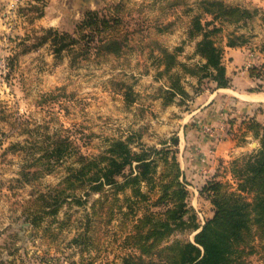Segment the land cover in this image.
<instances>
[{
	"label": "rangeland",
	"instance_id": "obj_1",
	"mask_svg": "<svg viewBox=\"0 0 264 264\" xmlns=\"http://www.w3.org/2000/svg\"><path fill=\"white\" fill-rule=\"evenodd\" d=\"M45 1L23 0L5 38H0V264H122L125 257L139 254L127 240L138 220L161 209L147 206L129 186L103 184L94 190L79 181L70 186L66 181L70 167L78 166V156H99L114 141L126 142L136 153L167 148L178 162V120L189 113L191 101L205 97L214 84L200 78L204 70H185L205 62L196 43L207 32L222 50L230 38H236L235 42L264 54V0H80L78 13L71 8L51 28L77 36L76 26L88 10L112 19L113 27L103 33L85 31L91 35L85 39L86 49L80 41L59 56L49 42L33 46L50 28L34 20L36 8ZM213 1L254 14L228 23L206 12L215 6ZM197 22L202 29L197 30ZM17 27H25L21 37ZM105 36L119 38L122 50H97ZM166 52L185 67L175 64L164 72ZM174 72L186 94L167 101L165 90ZM254 73L264 77V70ZM260 87L254 83L249 89ZM253 122L264 126V105L243 113H235L232 106L224 130L236 149L218 161L219 176L194 181L183 177L179 165L186 189L192 191L197 185L200 191L202 199L194 210L199 225L210 218V209L213 215L210 192H202L211 179L237 190L231 162L260 146V137L254 134L263 130ZM203 129L209 131L207 126ZM56 139L69 143L70 154L57 161L40 158ZM161 170L162 165L157 175ZM35 171L38 174L33 176ZM140 189L151 200L158 195L157 188L149 190L144 182ZM42 194H46V212L41 209ZM56 199L51 207L56 210L48 212ZM195 233L177 230L166 243L193 241ZM252 244L247 263L264 264L259 240L254 238Z\"/></svg>",
	"mask_w": 264,
	"mask_h": 264
},
{
	"label": "trees",
	"instance_id": "obj_2",
	"mask_svg": "<svg viewBox=\"0 0 264 264\" xmlns=\"http://www.w3.org/2000/svg\"><path fill=\"white\" fill-rule=\"evenodd\" d=\"M211 3L215 6L206 8V12L228 23L241 21L254 14L247 8L228 6L220 1ZM36 9L40 16L42 8ZM110 21L113 20L99 17L97 11L88 10L76 26L77 36L50 27L44 30L45 34L39 36L33 46L49 42L57 56L80 41L86 49L89 42L85 39L91 37L88 32L108 31L113 27ZM200 29L202 28L197 22V30ZM87 30L88 32H85ZM235 39L230 38L227 45L236 46L242 43L235 42ZM196 46L198 53L205 60L204 64L197 68L185 67L176 61L173 53L166 52L168 60L165 62L164 72H169L175 64L194 73L204 70L200 78H209L216 87H227L229 78L221 61L222 48L214 44L207 32H202V38ZM96 49L117 53L122 50V42L114 36H105L99 39ZM256 70L260 71L257 67L250 68V75L262 76L255 74ZM169 76L172 83L165 90L167 101H171L176 94H186L180 84L179 74L174 72ZM253 123L263 130L261 135L258 132L254 134L260 137V146L231 162L230 171L237 180V190L231 189L228 182L214 179L203 187L202 192H210L213 215L202 225L196 222V214L188 204V190L180 179L181 171L176 155L172 152L169 155L167 148H148L136 153L128 148L126 142L114 141L99 156H78V166L70 167L66 181L70 186L78 181L88 183L94 190L100 189L103 184H110L118 189L129 186L134 195L144 200L147 206L161 209L149 211L138 220L134 232L127 240L137 248L139 254L125 257L122 264H248L245 256L254 251V238L259 240V248L264 258V126ZM70 151L69 143L56 139L53 140L52 147H47L40 158H52L57 161L65 154H70ZM46 164V169H49V160ZM160 165L162 170L157 175ZM127 169L129 172H126ZM134 169L137 171L135 174L132 173ZM37 174L36 171L32 173L33 176ZM141 182H144L149 190L157 188L158 195L154 200L141 192ZM248 194L250 198L245 196ZM45 196L46 194H42L43 212H46ZM55 196L57 198L58 194ZM57 201L56 199L49 205L48 212L54 213L56 206L52 209L51 207ZM177 230L196 232L193 241L166 243L168 237Z\"/></svg>",
	"mask_w": 264,
	"mask_h": 264
},
{
	"label": "crops",
	"instance_id": "obj_3",
	"mask_svg": "<svg viewBox=\"0 0 264 264\" xmlns=\"http://www.w3.org/2000/svg\"><path fill=\"white\" fill-rule=\"evenodd\" d=\"M8 4L9 0H0V38H5L6 31L10 29L6 21ZM81 6L80 0H46L41 7L42 14L34 20L43 27H56L61 14L65 15L71 8L78 13ZM61 8H63L62 13H60ZM24 28L15 29L18 30L19 37ZM221 60L225 74L229 78V85L216 87L211 83L212 88L205 97L200 96L191 101L189 113L178 120L180 123L176 133L180 144L178 164L183 177L194 181L219 176L218 161L221 163L223 157L226 158L229 152L236 149V142L226 135L224 130L232 106L235 113H243L253 106L264 105V77L255 78L250 75L252 67H257L260 71L264 70L263 52L259 49L252 50L247 44L228 46L225 43ZM254 83L261 84V87L255 90L249 89ZM232 100H234L233 104ZM205 126L209 127V131L203 129ZM194 187L192 191L188 190V203L193 210L202 199L198 186ZM209 214L211 217V209Z\"/></svg>",
	"mask_w": 264,
	"mask_h": 264
},
{
	"label": "built area",
	"instance_id": "obj_4",
	"mask_svg": "<svg viewBox=\"0 0 264 264\" xmlns=\"http://www.w3.org/2000/svg\"><path fill=\"white\" fill-rule=\"evenodd\" d=\"M22 3L23 0H9V4L6 11V21L9 27L12 25V18L17 16V9Z\"/></svg>",
	"mask_w": 264,
	"mask_h": 264
}]
</instances>
